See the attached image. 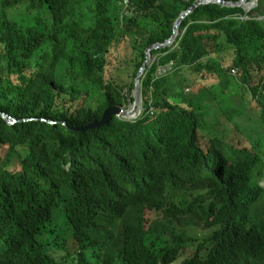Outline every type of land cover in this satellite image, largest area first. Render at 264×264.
<instances>
[{"label":"trees","instance_id":"obj_1","mask_svg":"<svg viewBox=\"0 0 264 264\" xmlns=\"http://www.w3.org/2000/svg\"><path fill=\"white\" fill-rule=\"evenodd\" d=\"M129 2L0 0V112L34 119L0 117V264H264V148L229 113L264 125V0L195 9L152 51L138 120L76 133L134 103L195 0Z\"/></svg>","mask_w":264,"mask_h":264},{"label":"water","instance_id":"obj_2","mask_svg":"<svg viewBox=\"0 0 264 264\" xmlns=\"http://www.w3.org/2000/svg\"><path fill=\"white\" fill-rule=\"evenodd\" d=\"M124 3L126 6L130 4L129 0H124ZM253 3V0H239V1H225V0H195L192 6H190L187 10L183 11L180 13L179 17L176 19L173 25L172 29V35L170 38L165 40L162 43H155L151 45V47L146 50L145 55L146 59L141 67L140 71L138 72L134 84H133V90L131 92V98L134 100L133 105H130L128 109L126 108H121V107H116V108H110L107 109L103 115L102 118L100 119L101 121L94 122L87 127L83 129H77L75 130L76 133H84L87 131H94L97 129H101L106 127L109 122L113 118H121L124 120H129V121H136L141 114L143 113V92L141 91V82L144 77V73L147 69V67L150 66V60L152 57V51L154 50H159V49H165V48H170L174 45L178 35H179V28L182 23V21L192 14L195 9H197L200 6L203 5H208V4H218L223 7H228V8H241L243 9L246 13L249 11L250 7H248L250 4ZM258 0H255V3L252 5V8H255L257 6ZM0 117L8 124V125H13L16 124L19 121H31L34 119H23V120H17L16 118L4 113L0 112ZM41 121H44L48 124H55L53 121L49 120H44L41 119ZM64 124V123H62ZM65 125V124H64Z\"/></svg>","mask_w":264,"mask_h":264},{"label":"rangeland","instance_id":"obj_3","mask_svg":"<svg viewBox=\"0 0 264 264\" xmlns=\"http://www.w3.org/2000/svg\"><path fill=\"white\" fill-rule=\"evenodd\" d=\"M128 6L129 7H127V8H130V6L132 7L131 4H129ZM255 8H252L251 11H253ZM251 11L249 10L248 12H251ZM78 12L82 15L83 18L87 19V5L86 6H79ZM253 15L257 16V14L255 12L253 13ZM154 60H155V57H153V58L151 57L150 65L153 64ZM170 66L171 65L166 66V67H160L155 72V78L170 73V71H171ZM224 77H226V76L224 75ZM229 78H231L233 80L232 75H229ZM194 85L195 84L193 82H189L188 84L186 83V89L188 88L186 90V92H189V90H192ZM208 85H210V87H213V89H214L213 91H215L216 93L222 92L220 79L214 78V79H212V81H210L208 83ZM88 92H89L88 93V99L86 98V101H88L89 103L92 104L93 100H99L100 99L101 94L99 91L94 90V89L89 87ZM175 92H176V90L174 91V93ZM170 97H171V99L175 100L177 103H180V102L184 103V101H180L172 95H170ZM222 104H223V106L233 108L228 103H226L225 101H222ZM231 104H232V106H234L235 111L230 110L229 113L231 116L237 118V122L241 126H244V128H245L244 131H245V135L247 136V138L249 140L252 139L253 141L260 142V144L264 148V131H263L264 125L261 124L262 122H261V119L259 118V116L255 112H253L251 109H248L246 106H245V114H242L240 111H243V105H242L240 97H236L235 99H233L231 101ZM130 105H132V103L131 104L129 103L128 107ZM128 107H127V109H128ZM210 119H211V117H210ZM261 184L264 186V181H262ZM174 228L181 233H189L192 235H196V234H198V231H203L205 229L202 225H200V223L197 220H195L193 218H187V217L181 218L180 220L175 222Z\"/></svg>","mask_w":264,"mask_h":264},{"label":"clouds","instance_id":"obj_4","mask_svg":"<svg viewBox=\"0 0 264 264\" xmlns=\"http://www.w3.org/2000/svg\"><path fill=\"white\" fill-rule=\"evenodd\" d=\"M126 6V5H125ZM126 7H129V6H126ZM172 65V64H171ZM151 66V65H150ZM237 72L236 74L234 73V72ZM234 75H237L238 74V71L237 70H234L233 72H232ZM133 105V104H132ZM127 109V108H126ZM138 120V119H137Z\"/></svg>","mask_w":264,"mask_h":264},{"label":"bare ground","instance_id":"obj_5","mask_svg":"<svg viewBox=\"0 0 264 264\" xmlns=\"http://www.w3.org/2000/svg\"><path fill=\"white\" fill-rule=\"evenodd\" d=\"M255 3V0H253V3L252 4H250L248 7H250V11H251V9H252V5Z\"/></svg>","mask_w":264,"mask_h":264},{"label":"built area","instance_id":"obj_6","mask_svg":"<svg viewBox=\"0 0 264 264\" xmlns=\"http://www.w3.org/2000/svg\"><path fill=\"white\" fill-rule=\"evenodd\" d=\"M234 73L236 74L237 72L235 71Z\"/></svg>","mask_w":264,"mask_h":264}]
</instances>
